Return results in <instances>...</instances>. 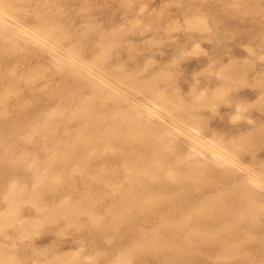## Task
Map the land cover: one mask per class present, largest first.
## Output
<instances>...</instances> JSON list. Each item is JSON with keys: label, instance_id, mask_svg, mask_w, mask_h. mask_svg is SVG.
<instances>
[{"label": "rangeland", "instance_id": "1", "mask_svg": "<svg viewBox=\"0 0 264 264\" xmlns=\"http://www.w3.org/2000/svg\"><path fill=\"white\" fill-rule=\"evenodd\" d=\"M0 264H264V0H0Z\"/></svg>", "mask_w": 264, "mask_h": 264}, {"label": "bare ground", "instance_id": "2", "mask_svg": "<svg viewBox=\"0 0 264 264\" xmlns=\"http://www.w3.org/2000/svg\"><path fill=\"white\" fill-rule=\"evenodd\" d=\"M191 128H193V129H197V127H195V126H191ZM216 160H218L220 157L218 156V155H216L215 153H214V156H213ZM221 159V158H220Z\"/></svg>", "mask_w": 264, "mask_h": 264}]
</instances>
